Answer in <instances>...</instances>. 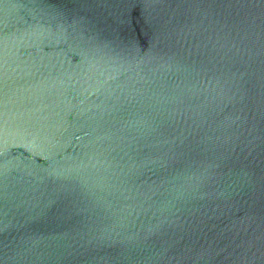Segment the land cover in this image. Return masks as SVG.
Masks as SVG:
<instances>
[{
    "label": "water",
    "instance_id": "water-1",
    "mask_svg": "<svg viewBox=\"0 0 264 264\" xmlns=\"http://www.w3.org/2000/svg\"><path fill=\"white\" fill-rule=\"evenodd\" d=\"M0 264H264V0H0Z\"/></svg>",
    "mask_w": 264,
    "mask_h": 264
}]
</instances>
